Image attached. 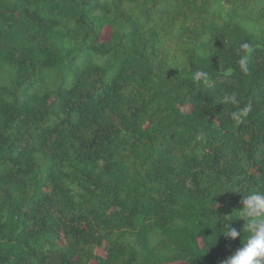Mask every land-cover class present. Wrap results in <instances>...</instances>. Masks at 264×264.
I'll return each instance as SVG.
<instances>
[{"label": "trees", "instance_id": "obj_1", "mask_svg": "<svg viewBox=\"0 0 264 264\" xmlns=\"http://www.w3.org/2000/svg\"><path fill=\"white\" fill-rule=\"evenodd\" d=\"M254 195L264 0H0V264H221Z\"/></svg>", "mask_w": 264, "mask_h": 264}, {"label": "clouds", "instance_id": "obj_2", "mask_svg": "<svg viewBox=\"0 0 264 264\" xmlns=\"http://www.w3.org/2000/svg\"><path fill=\"white\" fill-rule=\"evenodd\" d=\"M236 103L235 97L230 98ZM251 105L245 109L250 111ZM243 217L248 218V231L250 235L234 254L223 260L221 264H264V220L257 219L264 214V196L254 195L245 197L242 208ZM228 217L223 221H231ZM223 221L221 223H223ZM223 234L231 239L237 238L240 233L235 229H229L228 224H223Z\"/></svg>", "mask_w": 264, "mask_h": 264}, {"label": "rangeland", "instance_id": "obj_3", "mask_svg": "<svg viewBox=\"0 0 264 264\" xmlns=\"http://www.w3.org/2000/svg\"><path fill=\"white\" fill-rule=\"evenodd\" d=\"M173 264H182L181 262H176V263H173Z\"/></svg>", "mask_w": 264, "mask_h": 264}]
</instances>
